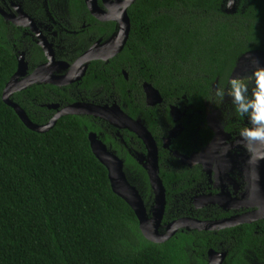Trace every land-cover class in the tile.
Masks as SVG:
<instances>
[{
    "label": "trees",
    "instance_id": "trees-1",
    "mask_svg": "<svg viewBox=\"0 0 264 264\" xmlns=\"http://www.w3.org/2000/svg\"><path fill=\"white\" fill-rule=\"evenodd\" d=\"M68 2L87 15L97 37L109 33L107 26H116L114 21L93 18L85 0ZM223 4L224 0H136L128 9L131 31L126 47L108 63L90 62L79 85L85 92L75 95L73 85L42 83L14 93L13 99L32 121L46 124L54 115L48 104L65 106L80 98L99 101L106 95L112 102L125 103L132 117L144 118L153 133L158 105L146 104L144 82L160 91L166 120H172L170 105L218 109L222 104L215 101L214 89L231 78L244 54L264 52V0H240L234 14L226 13ZM8 27L0 15V264H207L206 251L222 240L231 247L251 248L264 260V219L216 233L178 231L162 243L148 240L135 211L113 190L107 167L92 151L89 133H99L104 120L64 115L50 130L37 132L3 100L18 65L10 35L17 38L20 31ZM101 86L105 90L97 91ZM195 117L203 123L201 134L207 135L205 116ZM106 142L113 143L128 179L152 204L147 171L107 134ZM143 151L147 153L145 147ZM160 166L171 205L178 204L175 194L182 197L180 202L189 201L196 183L207 177L197 166H173L165 150L160 152ZM242 253L230 264H249Z\"/></svg>",
    "mask_w": 264,
    "mask_h": 264
},
{
    "label": "flooded vegetation",
    "instance_id": "flooded-vegetation-1",
    "mask_svg": "<svg viewBox=\"0 0 264 264\" xmlns=\"http://www.w3.org/2000/svg\"><path fill=\"white\" fill-rule=\"evenodd\" d=\"M226 1L227 0H224V4L222 7L223 10L226 13H230V14L236 13L239 7L240 0H233V2L232 0H228L227 2L228 6L227 8L224 9V5ZM98 5L102 11L104 12L109 11L106 8L103 0H98ZM0 8L4 10V13L6 15L4 16L0 13L1 17L5 20L7 26H9L8 29L13 30V26H15L20 31V34L17 38L14 37L15 35L14 33H11L10 41H13V47L17 52V60L18 57H20L22 53H24L25 61L27 62V75H31L33 71L37 69L41 64L48 62V57L46 55L43 46L40 43L41 41H44V43H47V45L49 43L51 44L53 55L58 62H67L70 65H72L83 53H85L93 46H99L104 42L110 40L118 30V23L116 21L99 20L95 15H93L90 12L87 6L89 14L96 20L100 22H111V21L116 22L115 23L116 26L114 27L113 30H111V28L107 26V29L109 31L108 34L104 33L103 35L97 37L96 31L92 29L93 24L91 22H88L89 19L87 15H81V13L76 7L72 8L71 5H69L68 0H0ZM53 11H55L56 13H53ZM57 13L60 14V17L58 18L56 17ZM7 34L9 35L10 33L7 32ZM82 41H84L83 44ZM17 44H20L21 48L18 47ZM94 60H100L106 63L110 61V59L109 60L94 59ZM90 62L88 63V68ZM69 70H70L69 67H64L60 70H57L55 74H66L67 72H69ZM85 75L83 76V78L85 77ZM125 77L128 78V75L125 74ZM82 79L79 81H75L71 84H68V85H73L74 87L73 93L75 95H79L85 92V88L79 86L82 83ZM35 84H42V83H35ZM43 84H52V83H43ZM52 85H56V84H52ZM68 85H57V86L66 87ZM102 90H105V86H101L97 89V91L99 92H102ZM145 100H146V94H145ZM97 101H98L97 98L96 99L80 98V100L79 99L75 100L74 103L91 102V103L99 104L101 106H105V105H113L116 102L121 106V108L126 112L128 116H130L133 119H141L143 123L147 126V128L150 130L149 124L146 123V120L144 118L142 117L134 118L130 115V113L126 111L125 103H120V101L117 100H113L112 102L111 97H108L106 95L102 98H99V101L98 102ZM148 106L151 107L157 106L155 109L158 117L153 118L155 119L154 124L156 125L154 127L155 133H153L151 130L150 132L152 133L159 148V164H160V152L162 150H165V153L168 154L169 159L171 160V164L173 166H177V163L184 166L187 165L188 167L191 168L197 166L201 168V170L207 176L204 181L201 182L196 181L197 182L196 190L192 191L190 193V196L187 197L189 201L180 202L182 197H179L177 194H175L174 198L176 199V202H178V204L171 205V203H169L168 201L167 191H166V208L162 219V225L160 227L161 233H167L169 227L170 229H173L171 227L173 226V223H176L177 221L187 220V219L190 220L195 219L203 222L219 221L228 218H233L239 215H245L246 213H249L258 208L257 204H255L253 201H251V205L249 204V201L252 199V185L249 180V174H248L249 171H247V162L250 153L246 151L242 145H238V146L232 145L234 141L239 139L237 134L238 128L244 124H247L244 121V119L237 118L235 119L236 121H229L225 124L222 123V121L218 118V115L223 106V103L218 109L209 110L207 108V110L205 111H201V110L194 111L189 106L179 107L178 105H170L168 106V113L172 120L165 119V116L167 115V107L162 103L155 105H148ZM174 106H177L178 110L172 111V107ZM53 110L55 114L56 109ZM212 112H215L219 124L222 126V129L227 134V137L224 142L219 141V137H217V134L214 132L212 126L208 121L209 119L208 116ZM196 114L205 116V124L209 128V131L207 133L208 136L206 134H204V136L203 134H201L199 125H202L203 123L199 124L197 122L199 118L195 117ZM100 126H101V130L99 131V133H97L98 136L107 144L109 150L113 151L123 161L124 159L118 153V150L114 149L113 143L106 142V134L113 141L119 143L122 152L124 153L126 152L128 155L137 159L138 162H139L138 158L145 156L147 154L143 151L144 147L146 148L144 141L129 128H119L106 120H104V122H102ZM177 127L178 129L176 136L173 137L171 142L166 146L165 140L170 135V132L172 130H176ZM130 132L135 134L143 143L140 144V142H137L135 140L134 135L130 134ZM156 137H159L161 139V145H159ZM205 137H208V139H205ZM215 138L217 139L216 142L219 141L220 148H218V151L216 153V159L214 161L212 174L210 175L205 170L204 164L207 165L208 163V159L210 158L208 154H211V152L213 151L212 150L213 147L211 146V143ZM225 148L227 149L225 151L230 157H235V158L240 157L242 161L245 158L243 161L245 163V166L241 168L239 175H235V177L232 179H226L225 182L221 184L217 182L215 168H216V162L218 159L222 157ZM175 152L189 158L192 157V159L193 157H195V154H198L199 152H204V153L202 154V157H200V159H197L198 162L196 163L191 162L192 160L191 159L189 163V161L188 162L184 161V159L182 160L181 157L176 156ZM140 164L142 165V163ZM124 166H125V162H124ZM160 172H161V166H160ZM220 192L226 193V197H225L226 200L219 197L215 198V196ZM152 193H153V197L152 196L150 197L153 201L152 204L146 201L143 194L141 193L145 201V206L147 208V211L149 212V216H151V210L155 203V193L153 192V190ZM187 203L190 204L188 208L186 207ZM262 219L264 218L253 220L251 222L240 223L238 225L231 227H224V228L216 227L213 229H206V231H211L216 233L228 228L237 227L244 224H253ZM194 229L196 228L181 225V227L177 229L174 235L178 231L194 230ZM227 242L230 243V239H227ZM232 246L233 247H231L229 244L225 243L222 240L218 243L216 247H210L206 251V256H205L207 264H230V259L234 256L235 258L239 257L241 255V251L243 252L242 253L243 257L248 261L249 264H264V260H260L256 256L255 253L256 251H254L253 249L247 247L237 248L234 244H232ZM193 264H199V263L197 261H194ZM231 264H240V263H231Z\"/></svg>",
    "mask_w": 264,
    "mask_h": 264
},
{
    "label": "water",
    "instance_id": "water-1",
    "mask_svg": "<svg viewBox=\"0 0 264 264\" xmlns=\"http://www.w3.org/2000/svg\"><path fill=\"white\" fill-rule=\"evenodd\" d=\"M135 1L136 0H103L106 8L109 10L108 12H104L100 9L98 0H86V4L90 12L99 20H114L118 23V30L116 34L113 35L107 42H104L99 46H93L87 50L72 65L67 62H58L53 55L51 44L49 43L47 45V43L41 41L40 43L46 52L48 62L41 64L31 75H27V62L25 61L24 53H22V55L18 57L16 72L12 75L4 88L3 100L6 104L15 109L22 121L30 129L37 132H46L50 130L60 117L70 114L97 116V118L100 117L119 128H129L135 132L144 141L147 148V154L138 159L147 171L152 190L155 193V203L151 210V216H149V212L145 206V201L139 189L133 185L127 177L124 169V161L113 151L109 150L107 144L98 136L96 132L89 133V140L92 151L108 169L113 190L132 207L139 219V226L143 235L152 242L161 243L167 241L174 235L181 225L206 230L216 227H231L240 223L251 222L253 220L264 218V160H261L258 164H256L250 163L248 159L247 171H249V180L252 185V199L249 201V204L251 205V201L257 204L258 208L256 210L246 213L245 215H239L219 221L203 222L195 219L181 220L173 223V226L171 227L173 229H170L169 227L167 233H161L160 227L162 225V219L166 208V188L160 176L159 148L152 133L141 119H133L128 116L116 102L113 105L105 106L91 102H75L62 107L59 103H53L48 104V107L56 109V113L51 117L48 123L38 124L31 120L25 109L19 103L14 101V93L35 83L68 85L75 81H79L86 74L88 63L90 61L94 59L109 60L118 55L125 48L130 37L131 19L128 14V9ZM0 13L6 16L4 10L1 8ZM257 53L260 52L254 51L244 54L239 59L231 78H239L241 75L246 73L247 69L257 67V64H249L247 65V69H245L246 67L242 68L244 60L256 55ZM64 67H69V72L66 74H55L57 70ZM243 71L244 73H242ZM143 88L148 105H155L163 102V97L160 91L151 83L144 82ZM174 110H178V107H172V111ZM208 117V121L214 132L217 134V137H219V141L224 142L227 134L219 124L215 112L209 114ZM177 129L178 127L176 130H172L170 132V135L165 140L166 146L171 142L172 138L176 136ZM216 138L211 143L213 151L211 154H208L210 156L208 163L207 165L204 164L205 170L210 175L212 174L216 153L218 148H220V143L219 141L216 142ZM249 147L253 155L264 154V143L250 142ZM203 153L204 152H199L198 154H195L193 159L192 157L189 158L177 152H175V155L181 157L184 161H189V163L191 159L193 160H191V162L196 163L198 162L197 159H200ZM218 197L226 200V193L220 192L215 196V198Z\"/></svg>",
    "mask_w": 264,
    "mask_h": 264
},
{
    "label": "clouds",
    "instance_id": "clouds-1",
    "mask_svg": "<svg viewBox=\"0 0 264 264\" xmlns=\"http://www.w3.org/2000/svg\"><path fill=\"white\" fill-rule=\"evenodd\" d=\"M225 97L231 101L235 115L246 118L248 123L237 130L242 146L250 153L249 162L258 164L264 160V154L253 155L250 142L264 143V66L257 62L250 76L232 77L214 89V98L223 103Z\"/></svg>",
    "mask_w": 264,
    "mask_h": 264
},
{
    "label": "rangeland",
    "instance_id": "rangeland-1",
    "mask_svg": "<svg viewBox=\"0 0 264 264\" xmlns=\"http://www.w3.org/2000/svg\"><path fill=\"white\" fill-rule=\"evenodd\" d=\"M227 2H228V0L226 1L225 5H224V9L227 8V6H228ZM232 2H233V0H232ZM257 62H259L260 66H264V52L257 53L256 55H253V56L245 59L244 63L242 64L243 65L242 68L246 67L245 69H247V65L257 64ZM254 68L247 69L246 73H244V71H243L242 73H244V74L241 75V77H239V78H246V77L250 76ZM218 118L224 124L229 122V121H236L235 119L238 118L235 115V113L233 112L231 101L228 97H225V100L223 102V106L220 110ZM244 121L246 123H248L246 118H244ZM232 145L238 146V145H242V144L240 142V139H238V140L234 141L232 143ZM225 150H227V149L226 148L224 149V153H223L222 157L217 160L216 168H215L217 182L221 183V184L224 183L226 179H232L235 177V175H239L241 168L243 166H245V163L243 162L245 158L242 161V159H240V157H236V158L230 157Z\"/></svg>",
    "mask_w": 264,
    "mask_h": 264
}]
</instances>
